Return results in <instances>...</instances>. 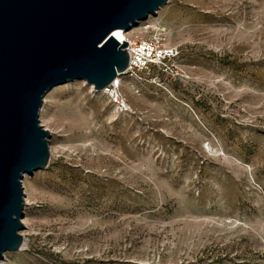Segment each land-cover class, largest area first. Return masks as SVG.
I'll return each mask as SVG.
<instances>
[{"label": "rangeland", "instance_id": "rangeland-1", "mask_svg": "<svg viewBox=\"0 0 264 264\" xmlns=\"http://www.w3.org/2000/svg\"><path fill=\"white\" fill-rule=\"evenodd\" d=\"M128 37L179 46L183 77L119 76L128 114L86 81L48 92L4 264H264V0H169Z\"/></svg>", "mask_w": 264, "mask_h": 264}, {"label": "water", "instance_id": "water-1", "mask_svg": "<svg viewBox=\"0 0 264 264\" xmlns=\"http://www.w3.org/2000/svg\"><path fill=\"white\" fill-rule=\"evenodd\" d=\"M169 0H0V264L22 250L23 179L50 163L40 123L52 89L86 81L98 92L128 69V33Z\"/></svg>", "mask_w": 264, "mask_h": 264}, {"label": "built area", "instance_id": "built-area-1", "mask_svg": "<svg viewBox=\"0 0 264 264\" xmlns=\"http://www.w3.org/2000/svg\"><path fill=\"white\" fill-rule=\"evenodd\" d=\"M164 38L159 39H131L124 40L127 43L126 50L130 55V63L127 71L123 74L138 75L142 71L157 73L169 80H178L183 77L179 60L182 49L179 46H164ZM123 43V41H120ZM117 113L128 114L131 108L123 97L118 82H113L104 90Z\"/></svg>", "mask_w": 264, "mask_h": 264}, {"label": "bare ground", "instance_id": "bare-ground-1", "mask_svg": "<svg viewBox=\"0 0 264 264\" xmlns=\"http://www.w3.org/2000/svg\"><path fill=\"white\" fill-rule=\"evenodd\" d=\"M114 36H115V38L118 39L119 41H124V40H126V38L128 37V33L119 30V31H116V32L114 33ZM116 82L120 83V82H119V77L116 79ZM62 89H63V88H62ZM23 224H25V222H23ZM23 248H24V245L22 246V249H23Z\"/></svg>", "mask_w": 264, "mask_h": 264}]
</instances>
